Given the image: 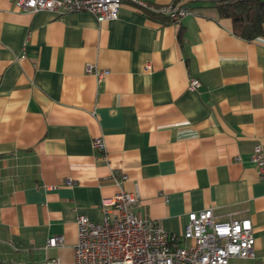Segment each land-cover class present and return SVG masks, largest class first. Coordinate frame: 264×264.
Segmentation results:
<instances>
[{"label":"crops","instance_id":"1","mask_svg":"<svg viewBox=\"0 0 264 264\" xmlns=\"http://www.w3.org/2000/svg\"><path fill=\"white\" fill-rule=\"evenodd\" d=\"M15 1L0 0V264H74L77 216L98 220L120 189L171 233L207 207L248 216L264 264V178L250 160L264 148V25L246 40L211 13L159 22L124 1L98 21Z\"/></svg>","mask_w":264,"mask_h":264},{"label":"built area","instance_id":"2","mask_svg":"<svg viewBox=\"0 0 264 264\" xmlns=\"http://www.w3.org/2000/svg\"><path fill=\"white\" fill-rule=\"evenodd\" d=\"M124 1L140 9L165 14L174 24L192 12L179 2L155 4L142 0H16L15 5L21 10H46L57 16L87 12L101 21L115 19L119 5ZM147 68L148 64H145L144 69ZM87 70L97 77L104 72L91 64ZM198 86V79L190 77L188 87L195 89ZM92 147L104 149L102 138L95 137ZM250 160L264 178V148L260 143L254 145ZM112 178L119 184L127 176L112 173ZM139 198L137 190L120 189L101 199L98 220L83 214L77 216L74 264H256L252 262L255 258L254 236L248 216L235 217L228 213L226 218H219L213 207L190 211L183 231L176 234L164 230L157 220L136 211ZM62 244L61 234L52 235L47 238L45 247ZM44 264L60 262L58 258L50 257Z\"/></svg>","mask_w":264,"mask_h":264},{"label":"trees","instance_id":"3","mask_svg":"<svg viewBox=\"0 0 264 264\" xmlns=\"http://www.w3.org/2000/svg\"><path fill=\"white\" fill-rule=\"evenodd\" d=\"M181 4L199 14L209 16L211 13L216 20H229L232 33L246 40L263 33L264 0H184ZM140 10L159 22H171L165 14L146 8Z\"/></svg>","mask_w":264,"mask_h":264}]
</instances>
